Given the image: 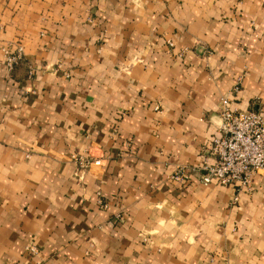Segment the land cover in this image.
I'll list each match as a JSON object with an SVG mask.
<instances>
[{
	"label": "crops",
	"instance_id": "obj_1",
	"mask_svg": "<svg viewBox=\"0 0 264 264\" xmlns=\"http://www.w3.org/2000/svg\"><path fill=\"white\" fill-rule=\"evenodd\" d=\"M0 25V264H264V169L169 179L212 163L221 97L264 115V0H0Z\"/></svg>",
	"mask_w": 264,
	"mask_h": 264
},
{
	"label": "built area",
	"instance_id": "obj_2",
	"mask_svg": "<svg viewBox=\"0 0 264 264\" xmlns=\"http://www.w3.org/2000/svg\"><path fill=\"white\" fill-rule=\"evenodd\" d=\"M165 43L172 45L168 39ZM1 51L4 67L10 71L22 56V46L15 42L2 47ZM184 51L185 48L180 49L177 55L181 56ZM203 52L208 53L205 50ZM31 73L32 67L28 69V74ZM219 105L216 135L210 139L207 146L212 163L199 167L178 166L169 175L170 180L181 183L192 176L203 185L213 182L222 186L248 189L251 177L264 169V115L260 113V109H231L225 97L219 99ZM153 109L157 110L158 105H154ZM84 152L86 156H70L76 163L75 175L79 179L93 160L87 149ZM236 199V196L232 197L233 202ZM24 249L31 253L36 252V247L32 244H27ZM202 264H211V261Z\"/></svg>",
	"mask_w": 264,
	"mask_h": 264
}]
</instances>
